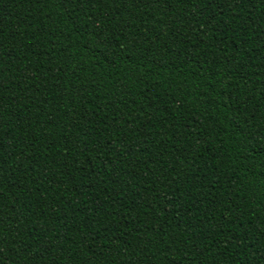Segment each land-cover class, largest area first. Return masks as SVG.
Masks as SVG:
<instances>
[{
    "label": "trees",
    "instance_id": "obj_1",
    "mask_svg": "<svg viewBox=\"0 0 264 264\" xmlns=\"http://www.w3.org/2000/svg\"><path fill=\"white\" fill-rule=\"evenodd\" d=\"M0 264H264V0H0Z\"/></svg>",
    "mask_w": 264,
    "mask_h": 264
},
{
    "label": "snow or ice",
    "instance_id": "obj_2",
    "mask_svg": "<svg viewBox=\"0 0 264 264\" xmlns=\"http://www.w3.org/2000/svg\"><path fill=\"white\" fill-rule=\"evenodd\" d=\"M74 2V0H64V3H66V4H70V3H73ZM75 2H77V3H91V2H93V0H75ZM95 2H97V3H99V2H101V0H95ZM105 2H106V0H105ZM113 2H115V0H113ZM132 2L133 3H144V0H132ZM94 23H95V21H93ZM97 35H98V33H97ZM102 43H103V41H101Z\"/></svg>",
    "mask_w": 264,
    "mask_h": 264
}]
</instances>
